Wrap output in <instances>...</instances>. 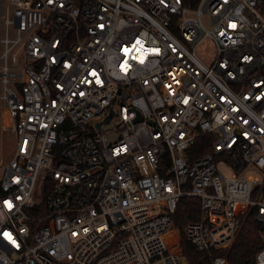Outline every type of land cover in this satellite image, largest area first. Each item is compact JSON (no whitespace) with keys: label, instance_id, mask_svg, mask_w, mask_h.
<instances>
[{"label":"built area","instance_id":"obj_1","mask_svg":"<svg viewBox=\"0 0 264 264\" xmlns=\"http://www.w3.org/2000/svg\"><path fill=\"white\" fill-rule=\"evenodd\" d=\"M0 101V264H183L185 197L196 252L244 208L264 264V0H0Z\"/></svg>","mask_w":264,"mask_h":264},{"label":"trees","instance_id":"obj_2","mask_svg":"<svg viewBox=\"0 0 264 264\" xmlns=\"http://www.w3.org/2000/svg\"><path fill=\"white\" fill-rule=\"evenodd\" d=\"M208 151L206 139L199 140L190 150L193 158L202 156ZM239 228L234 240L226 252L228 264H254L256 253L262 247V226L256 222L254 212L249 209L239 208ZM201 217L200 202L196 198H182L172 216V228L165 237L170 250H180L186 264H211L207 254L194 250L185 239L184 228L189 223L198 222ZM219 254V253H217Z\"/></svg>","mask_w":264,"mask_h":264},{"label":"rangeland","instance_id":"obj_3","mask_svg":"<svg viewBox=\"0 0 264 264\" xmlns=\"http://www.w3.org/2000/svg\"><path fill=\"white\" fill-rule=\"evenodd\" d=\"M5 111L2 101H0V167H2L9 159L14 151V134L10 131H5L2 129L3 116L2 113ZM114 122L105 125L104 128L112 127ZM247 175V174H245ZM43 196V191L41 185L37 188V193L35 195L36 201H41ZM178 249V248H176Z\"/></svg>","mask_w":264,"mask_h":264},{"label":"water","instance_id":"obj_4","mask_svg":"<svg viewBox=\"0 0 264 264\" xmlns=\"http://www.w3.org/2000/svg\"><path fill=\"white\" fill-rule=\"evenodd\" d=\"M110 117H111V113H110V115L105 119L104 122H105V123L108 122V120L110 119ZM183 264H186V262L183 261Z\"/></svg>","mask_w":264,"mask_h":264},{"label":"snow or ice","instance_id":"obj_5","mask_svg":"<svg viewBox=\"0 0 264 264\" xmlns=\"http://www.w3.org/2000/svg\"><path fill=\"white\" fill-rule=\"evenodd\" d=\"M5 235H7V233H6ZM9 238H10V237H9Z\"/></svg>","mask_w":264,"mask_h":264},{"label":"crops","instance_id":"obj_6","mask_svg":"<svg viewBox=\"0 0 264 264\" xmlns=\"http://www.w3.org/2000/svg\"><path fill=\"white\" fill-rule=\"evenodd\" d=\"M179 250V249H178ZM180 251V250H179Z\"/></svg>","mask_w":264,"mask_h":264}]
</instances>
